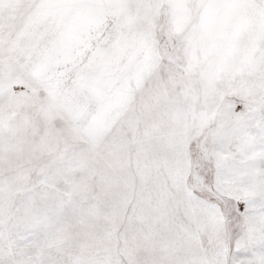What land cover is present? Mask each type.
<instances>
[{"label": "snow or ice", "instance_id": "snow-or-ice-1", "mask_svg": "<svg viewBox=\"0 0 264 264\" xmlns=\"http://www.w3.org/2000/svg\"><path fill=\"white\" fill-rule=\"evenodd\" d=\"M0 264H264V0H0Z\"/></svg>", "mask_w": 264, "mask_h": 264}]
</instances>
